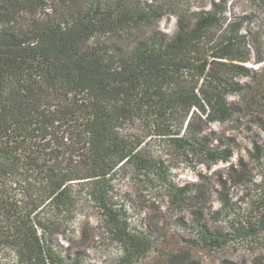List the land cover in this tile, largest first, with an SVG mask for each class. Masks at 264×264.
Instances as JSON below:
<instances>
[{"label":"trees","instance_id":"1","mask_svg":"<svg viewBox=\"0 0 264 264\" xmlns=\"http://www.w3.org/2000/svg\"><path fill=\"white\" fill-rule=\"evenodd\" d=\"M190 1L0 0V264H79L67 251L91 213L138 249V203L180 212L173 171L230 160L207 130L238 111L227 98L244 64L264 65V31Z\"/></svg>","mask_w":264,"mask_h":264},{"label":"rangeland","instance_id":"2","mask_svg":"<svg viewBox=\"0 0 264 264\" xmlns=\"http://www.w3.org/2000/svg\"><path fill=\"white\" fill-rule=\"evenodd\" d=\"M211 1L225 3L227 18L248 16L243 30L249 38L258 28L264 31L260 0L190 2L206 7ZM158 25L172 34L175 21L166 16ZM244 65L249 75L234 78L241 89L227 98L238 111L207 130L213 133L215 143L220 139L228 144L225 147L230 146V160L210 168L185 163L173 171L174 181L190 189L180 212L167 208L161 200L146 198V203H138L139 210L127 215L131 234L142 241L138 249L103 230L97 224V214L91 213L67 251L78 257L79 264H264V65L254 61ZM254 142L261 147L258 161L253 157ZM197 220L221 234L219 244L200 239Z\"/></svg>","mask_w":264,"mask_h":264}]
</instances>
